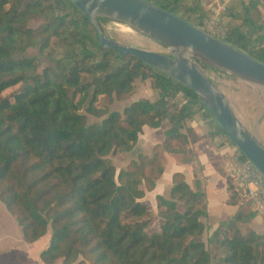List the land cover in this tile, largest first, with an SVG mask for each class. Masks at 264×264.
<instances>
[{"label": "trees", "instance_id": "16d2710c", "mask_svg": "<svg viewBox=\"0 0 264 264\" xmlns=\"http://www.w3.org/2000/svg\"><path fill=\"white\" fill-rule=\"evenodd\" d=\"M147 1L197 27L208 14L202 0ZM223 3L225 41L264 63L262 1ZM42 18L37 29L28 26ZM54 46V64L40 71L27 51ZM137 79L150 80L154 100L134 101L123 112L100 106L102 96L112 102L133 93ZM9 89L15 90L6 95ZM196 115L208 121L216 145L228 143L236 159L246 160L192 88L103 47L71 0H0V200L26 243L50 234L42 264H212L201 239L209 216L201 179L191 186L183 172L173 173L169 197L156 195V212L146 198L165 171V154L186 153V122ZM166 121L152 156L139 154L118 170L110 156L132 150L144 127ZM192 161L183 157L180 164ZM227 190L237 212L208 242L223 250L219 264H264V231L237 227L256 212L237 201L229 181Z\"/></svg>", "mask_w": 264, "mask_h": 264}, {"label": "water", "instance_id": "95a60500", "mask_svg": "<svg viewBox=\"0 0 264 264\" xmlns=\"http://www.w3.org/2000/svg\"><path fill=\"white\" fill-rule=\"evenodd\" d=\"M71 1L96 28L103 47L121 56H135L192 88L237 149L264 175V143L236 114L228 97L200 64L264 87V63L147 0ZM100 18L128 24L166 47L168 53L126 45L109 37Z\"/></svg>", "mask_w": 264, "mask_h": 264}, {"label": "rangeland", "instance_id": "374dc122", "mask_svg": "<svg viewBox=\"0 0 264 264\" xmlns=\"http://www.w3.org/2000/svg\"><path fill=\"white\" fill-rule=\"evenodd\" d=\"M224 0H217V3H223ZM208 12L201 22V27L205 18L210 14L209 9L205 8ZM44 23V19L31 20L28 26L37 29ZM105 33L119 42L126 45H136L145 49L160 51L168 53V49L164 46L159 45L155 41L142 35L131 26L126 23L105 18L101 23ZM129 28L135 31L139 36L136 39H128L122 35V31L125 28ZM144 42V43H143ZM59 48L54 46L53 48L40 51L39 47L30 48L27 51L29 56L35 57L39 62V70L41 71L44 67L53 65V57L58 56ZM206 74L216 83L220 89L228 97L234 111L241 118V120L249 127V129L264 143V87L253 84L249 81L243 80L237 76L231 75L228 72L208 66L204 69ZM15 89H9L6 91V95L10 94ZM156 98L155 92L151 87L150 80L137 79L135 81V91L124 97L122 100L115 99L110 102L107 96L100 98L99 104L101 107H107L109 112L119 111L123 112L125 107L134 101L141 99L154 100ZM94 120V117H91ZM167 124V121L164 122ZM162 129H153L151 127H144L143 132L140 134L138 141L130 151L119 152L115 155H111L110 158L115 163L118 170L127 169L131 166L132 162L138 160V155L152 156V148L154 144L160 139ZM186 153L173 155L174 158L180 159L183 157L192 158V150L185 147ZM236 151V150H235ZM167 164V160H166ZM166 168V167H165ZM198 171H204V166L199 163L197 167ZM229 180V179H228ZM229 183H231L229 181ZM166 181L162 183V191L165 192L166 196L162 193H158L154 190L147 192V200L151 206L155 209L157 205V194H162L165 197H169L170 191L167 192ZM148 189V185L144 183V188ZM226 188L222 183L216 185V190L211 194V206L210 214L211 217L205 220L207 229L204 235L201 237L206 243L207 248L210 251L212 257V264H219L220 259L223 257V250L214 243L208 242V236L214 230V223L219 217L224 216L228 210L225 203ZM234 191V190H232ZM233 193V192H232ZM237 201L244 204L241 198H237ZM228 220V218L226 219ZM224 220V221H226ZM219 224V223H218ZM217 227V225H216ZM237 227L243 234L246 230L243 227ZM212 228V229H211ZM45 238L50 240V234L48 233ZM44 240V238H42ZM46 240V239H45ZM46 244V246L48 245ZM43 241L40 239L36 244H28L24 241L21 228L16 222L15 218L8 212L4 203L0 200V264H42L39 258V251L43 248ZM57 264H64L62 261H58Z\"/></svg>", "mask_w": 264, "mask_h": 264}, {"label": "crops", "instance_id": "0c3cea01", "mask_svg": "<svg viewBox=\"0 0 264 264\" xmlns=\"http://www.w3.org/2000/svg\"><path fill=\"white\" fill-rule=\"evenodd\" d=\"M216 0H202V3L205 8L209 9V12H212V3ZM225 1V0H224ZM263 6L261 8L264 14V0H261ZM167 127V124L163 123L160 127L162 129L160 139L157 143H160L164 139L163 130ZM189 138V145L188 148L192 150V157L193 161L189 164H180L178 159L173 157V154L166 153V168L163 175L156 181V187L154 191L158 193H162L166 196L165 192L162 191V183L166 181L167 185V192L170 190L172 186V175L175 172H183L186 176V181L193 186L194 178L197 177L201 179L203 182V186L207 195L208 199V211H209V218L211 217L210 214V206H211V194H213L216 190V185L222 183L227 190L228 186V175L226 171V164L230 160H232L235 156V148L228 145V143L218 146L216 142H218L219 138L211 136L212 127L208 124V121L202 118L199 115L194 116L190 120L186 122V127L184 130ZM155 145V144H154ZM201 163L204 166V171H198L197 167L198 164ZM225 193V203L228 212L219 217L218 220L214 223L216 225L218 223L226 220L227 218H231L238 209L237 205H230L227 203V199L229 197L228 190ZM208 218V219H209ZM239 227H243L246 232L250 229L255 231H264V215H257L250 223H241L238 222ZM240 227V228H241ZM212 229V228H211ZM43 248L46 247L48 243V238L43 237ZM46 239V240H45ZM40 241V240H39ZM36 242L31 244H36ZM30 244V243H28ZM42 251V249H41ZM39 251V253L41 252ZM42 263V262H41ZM38 264V263H36Z\"/></svg>", "mask_w": 264, "mask_h": 264}, {"label": "built area", "instance_id": "2783aa9c", "mask_svg": "<svg viewBox=\"0 0 264 264\" xmlns=\"http://www.w3.org/2000/svg\"><path fill=\"white\" fill-rule=\"evenodd\" d=\"M226 5L213 1L212 12L205 18L202 28L210 35L225 40L228 25L226 22ZM228 179L239 198L250 203L257 215H264V175L249 160L235 157L227 162Z\"/></svg>", "mask_w": 264, "mask_h": 264}, {"label": "bare ground", "instance_id": "6f19581e", "mask_svg": "<svg viewBox=\"0 0 264 264\" xmlns=\"http://www.w3.org/2000/svg\"><path fill=\"white\" fill-rule=\"evenodd\" d=\"M138 33V32H137ZM135 31H132V30H130L129 28H125L123 31H122V35L125 37V38H128V39H138L139 37V35L137 34ZM144 43V42H143Z\"/></svg>", "mask_w": 264, "mask_h": 264}]
</instances>
